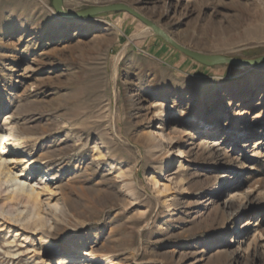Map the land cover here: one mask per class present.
<instances>
[{
  "label": "rangeland",
  "instance_id": "374dc122",
  "mask_svg": "<svg viewBox=\"0 0 264 264\" xmlns=\"http://www.w3.org/2000/svg\"><path fill=\"white\" fill-rule=\"evenodd\" d=\"M52 1L0 0V264H264V61ZM62 1L264 56V0Z\"/></svg>",
  "mask_w": 264,
  "mask_h": 264
},
{
  "label": "water",
  "instance_id": "95a60500",
  "mask_svg": "<svg viewBox=\"0 0 264 264\" xmlns=\"http://www.w3.org/2000/svg\"><path fill=\"white\" fill-rule=\"evenodd\" d=\"M53 7L56 13L65 18H82L87 16H94L101 13H108V12H115V11H126L130 14L140 18L144 23H146L151 30L157 34L158 36L162 37L165 41L175 47L178 51L184 53L188 57L194 59L195 61L199 62L202 65L212 66L218 64H236V65H256L262 61H264V56L259 57L253 60H244L239 58H228L221 55H207L195 51H191L175 41H173L167 34H165L161 29L157 26L152 24L151 22L147 21L143 17H141L137 12L132 10L130 7L123 5V4H112V5H105V6H98L93 7L90 9H86L84 11H79L76 13H68L63 8V1L62 0H53L52 1Z\"/></svg>",
  "mask_w": 264,
  "mask_h": 264
},
{
  "label": "bare ground",
  "instance_id": "6f19581e",
  "mask_svg": "<svg viewBox=\"0 0 264 264\" xmlns=\"http://www.w3.org/2000/svg\"><path fill=\"white\" fill-rule=\"evenodd\" d=\"M140 33H136L134 36H138ZM134 95V94H133ZM166 110V109H165ZM156 116H157V113H156ZM158 116H160V120L161 122L163 123L164 121V117L167 116V113L166 112H162V113H159ZM4 117L5 119H7L8 115L4 114ZM204 123V122H202ZM160 124V123H159ZM205 127V126H203ZM158 128H161L162 127L160 125H158ZM162 132V131H160ZM146 134H148L149 136H152L153 134H151V132H146ZM161 135V138L164 139L165 138V135L163 133L160 134ZM5 136L7 137V135H0V139L2 138H5ZM12 141V144L14 146L16 141L15 140H11ZM164 141V140H163ZM6 161V160H5ZM4 169H6V165H5V168L4 166L2 167V164H0V192L3 190L4 186L8 183H10L12 180H16L17 178L16 177H10L8 175H6L4 173ZM9 171V170H8ZM10 175V174H9ZM7 176V177H6ZM7 188V191L9 193V195L7 196V199L8 201L9 200H17L19 201L20 203H24L26 205H29L30 207H34V208H37L39 210H43V207L41 206V203H40V191L37 190L34 186H30V188H25V184L24 183H17V186H15V188ZM6 191V189L4 190V192ZM3 193V192H2ZM5 194V193H4ZM6 196V195H5ZM1 198V197H0ZM3 199V198H1ZM6 201V199L4 200ZM2 202V201H1ZM9 203V202H8ZM13 203V202H10V204ZM15 203V202H14ZM9 204V205H10ZM1 205V204H0ZM5 205V204H4ZM15 205V204H14ZM25 205V206H26ZM12 205H10L11 207ZM14 207V206H13ZM7 208V207H6ZM2 210V209H1ZM7 210V209H6ZM36 210V209H35ZM43 214V213H42ZM6 218V217H5ZM5 220V219H4ZM8 222V221H7ZM36 232V231H35ZM16 236V235H15ZM77 264H98V262L94 259H84L83 257H80V258H77Z\"/></svg>",
  "mask_w": 264,
  "mask_h": 264
}]
</instances>
